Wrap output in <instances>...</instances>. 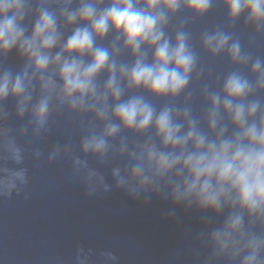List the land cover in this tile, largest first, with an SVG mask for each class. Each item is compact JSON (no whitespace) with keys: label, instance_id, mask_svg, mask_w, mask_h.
<instances>
[{"label":"clouds","instance_id":"clouds-1","mask_svg":"<svg viewBox=\"0 0 264 264\" xmlns=\"http://www.w3.org/2000/svg\"><path fill=\"white\" fill-rule=\"evenodd\" d=\"M218 6L223 21L194 35ZM262 36L264 0H0V199L29 198V161H63L86 197L198 217L193 264H264ZM62 118L78 137L42 146ZM94 260L120 264L84 245L72 264Z\"/></svg>","mask_w":264,"mask_h":264},{"label":"water","instance_id":"water-1","mask_svg":"<svg viewBox=\"0 0 264 264\" xmlns=\"http://www.w3.org/2000/svg\"><path fill=\"white\" fill-rule=\"evenodd\" d=\"M223 19L224 10L218 6L190 27L198 35ZM238 34L247 41V32ZM253 48L264 55V36L256 38ZM202 62L214 72L228 70L222 57L202 56ZM65 135L76 138L79 133L62 118L42 146L62 141ZM29 167V198L0 199V264H56L58 257L72 264L79 245L110 249L120 264H193L184 233L197 228L198 217L178 212L175 221H168L166 203L154 199L142 204L123 191L100 190L86 197L81 185L66 182L70 169L63 161L45 167L29 161Z\"/></svg>","mask_w":264,"mask_h":264}]
</instances>
